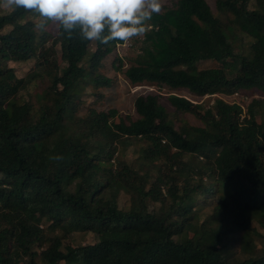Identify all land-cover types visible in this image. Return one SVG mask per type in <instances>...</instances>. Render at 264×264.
<instances>
[{
    "label": "trees",
    "instance_id": "trees-1",
    "mask_svg": "<svg viewBox=\"0 0 264 264\" xmlns=\"http://www.w3.org/2000/svg\"><path fill=\"white\" fill-rule=\"evenodd\" d=\"M216 8L162 7L123 71L199 97L249 90L244 118L222 97L205 106L171 94V111L152 92L136 97V119L80 114L88 87L112 85L101 68L120 41L38 33L33 11H0V264H264V119L253 111L264 105V0ZM33 59L25 76L9 66ZM37 80L48 84L33 93ZM129 138L145 142L131 159ZM89 232L96 240L82 244Z\"/></svg>",
    "mask_w": 264,
    "mask_h": 264
},
{
    "label": "clouds",
    "instance_id": "clouds-1",
    "mask_svg": "<svg viewBox=\"0 0 264 264\" xmlns=\"http://www.w3.org/2000/svg\"><path fill=\"white\" fill-rule=\"evenodd\" d=\"M162 4L163 0H0V7L33 11L36 15L34 21L36 31L44 32L51 21L69 37L74 31L79 30L81 39L86 41H99L103 44L120 41L108 55L113 54L116 57L115 60L119 61L118 65L122 64L121 66L126 68L130 65L129 61H127L128 65H125L126 49L133 45L135 37L144 35L143 45L146 44V33L152 27L149 22L154 14L162 11ZM142 47L140 50L143 52ZM247 91L249 90L235 91L232 94L213 93L201 97L189 91L176 92L175 95L185 97L193 103L203 104L200 101L204 97L209 98L219 94L221 96L215 97H222L228 102L239 104L243 108L242 114L246 115L245 109L250 102ZM259 93L256 92V96ZM213 102L214 98L210 104Z\"/></svg>",
    "mask_w": 264,
    "mask_h": 264
},
{
    "label": "rangeland",
    "instance_id": "rangeland-1",
    "mask_svg": "<svg viewBox=\"0 0 264 264\" xmlns=\"http://www.w3.org/2000/svg\"><path fill=\"white\" fill-rule=\"evenodd\" d=\"M176 0H163L162 7H167V6H172ZM207 2L210 4L212 10L214 13L221 15L217 8H216V2L217 0H207ZM251 7L254 6V1H251L249 3ZM11 8H4L0 7V11L6 12L10 10ZM35 21V18L33 19ZM26 20H24L25 22ZM11 26H8V29ZM47 29L51 31L53 35H56L58 32V25L56 23H53L49 21V24L47 26ZM38 33H41L37 31ZM143 40H144V35L140 37H135L133 38V45L130 46L128 49H126V55H124L125 58V65L127 66V61L130 63L134 62L137 54L142 52L140 49L143 46ZM52 41V37H50V40L48 44H50ZM59 47V45L57 46ZM237 51L239 49H242L239 46H236ZM115 56L113 54L108 55L104 59V65L101 68V71L113 78L112 85L108 88H100L99 90L95 91V87H88L87 92L82 95V98L84 99V103L80 108L79 113L80 114H85L86 110L90 107L97 108L98 110H108L110 108H117L119 110V114L116 116V120L119 121L120 116H127L131 115L132 118L136 119L138 118V114L135 110V105L134 101L136 97L139 94H145V93H157L162 95V100L163 103L166 107H168L169 110L174 111V108L171 106L170 101L168 99L169 95L177 93H184L188 92L187 89H171L166 85H162V87H159L156 83H151V82H144L141 85H133L129 83L127 80V77L124 74V71L126 67H123L122 70H116L115 67L119 64L118 60H115ZM34 59L29 60V61H19V62H11L9 63V66H12L16 68V73L19 77L25 76L28 71L32 69L34 66ZM115 61V62H114ZM215 62H210V61H199L198 63H193L192 65L198 68H203L206 66H211L215 65ZM190 64L187 69H190L192 67ZM216 65H219L217 62ZM47 80V79H46ZM37 84H33L30 88L31 92L36 93L38 91L43 90L47 86V81H36ZM24 93V92H23ZM254 94L255 92L252 91ZM260 97L264 98V94L259 93ZM215 96H221L219 94H214L213 96H209V98L204 97L202 102V105L208 106L213 100V98H216ZM35 99V98H34ZM247 111V108L245 109ZM254 113L256 114V117L258 120H263L264 119V105H255L253 108ZM247 114V112H245ZM180 116L186 117L187 122L189 124H194L198 125L201 124V122L196 118L195 115L191 113H185V114H180ZM245 114H242L243 118ZM145 142L142 140L140 141L139 139L136 138H129L128 141L124 144V150L126 152V157H129V159L133 158V154L135 156H138V152L141 151L143 145ZM123 147V146H122ZM187 158V157H186ZM188 159V158H187ZM154 169L150 170V173L153 175L157 174V168L153 165ZM130 195L129 194H123L120 196V204L124 206L127 204L130 200ZM210 209H206L205 212H209ZM96 240V237L93 233L89 232L87 235L82 236L81 241L82 244L84 243H90L94 242ZM63 244L70 243L68 238H64L62 240ZM78 243V242H76Z\"/></svg>",
    "mask_w": 264,
    "mask_h": 264
}]
</instances>
